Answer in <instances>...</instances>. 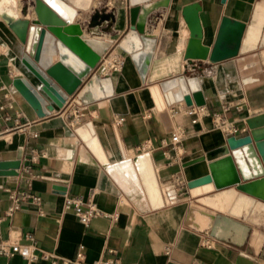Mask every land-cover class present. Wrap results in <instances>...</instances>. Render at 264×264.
Here are the masks:
<instances>
[{"label":"crops","instance_id":"obj_1","mask_svg":"<svg viewBox=\"0 0 264 264\" xmlns=\"http://www.w3.org/2000/svg\"><path fill=\"white\" fill-rule=\"evenodd\" d=\"M107 1L93 0L90 10H78L75 24L83 28V39L118 44L130 30L128 0H115L114 25L103 24L99 31L93 29L91 22L97 12L111 13L104 11ZM259 1L170 0L167 8L149 17L145 37L157 40L153 59H161L186 51L191 32L183 10L193 4L201 6L202 46L209 49V54L206 60H193L191 64L183 61L186 80L197 82L206 101L207 116L195 125L186 114V103L171 105L160 84H148V76L144 82L130 57L120 51L126 58V65L122 73L110 77L114 96L84 105L85 120L92 124L96 140L88 143L80 133L84 126L73 127L66 117L75 97L60 112L39 119L12 86L14 77L20 73L7 53L15 51L0 48V107H13L0 111V161L20 160L22 163L19 176H0L2 238L24 244L26 235L33 234L36 252L41 256L34 262L20 254L10 258L0 256V264H53V258L57 259V264H74L71 260L79 244L85 245L84 264L108 257L110 248L128 264H192L194 261L200 264H264V244L261 251H257L264 235V201L236 187L217 190L213 183L193 189L188 187L190 181L209 174L210 163L228 154L234 155L243 182L264 176L263 162L252 144L262 172H253L250 178H245L236 151L247 145L229 151V138L212 116L222 113L231 125L247 128L246 135L236 137L241 139L250 134L246 121L264 114V81L247 90V80L258 74L242 78L237 67L240 57L259 53L263 67L260 74L264 79V46L260 44L248 53L234 54L242 26L246 34L254 21L264 23L253 19ZM17 2L19 8L26 6L25 0ZM28 3L30 5L32 0ZM0 21L7 35L17 40ZM109 25L114 27L112 31L106 30ZM102 69L97 68L96 73L104 77L106 71ZM5 113L21 114L27 119V123L24 121L27 125L16 128L6 123ZM121 118L124 122L117 125ZM174 133H181V143L177 146L171 140ZM138 146L148 149L139 152ZM32 151L39 159L32 165V173L37 177L30 181L23 168L31 165ZM192 161L197 162L188 165ZM174 176L187 186L178 200L171 202L167 192L172 188ZM8 190L18 198L25 194L40 196L42 204L29 200L24 202L21 211L9 216L7 210L14 199ZM93 192L98 208L109 215L118 213L117 221L99 217L85 228L73 213L65 211L66 197L88 198ZM235 195L254 199L253 206L233 213V205H227L226 201ZM220 217L248 228L242 242L234 241L231 236L216 235ZM167 248L170 254L166 253ZM43 254L51 256L43 258Z\"/></svg>","mask_w":264,"mask_h":264},{"label":"water","instance_id":"obj_2","mask_svg":"<svg viewBox=\"0 0 264 264\" xmlns=\"http://www.w3.org/2000/svg\"><path fill=\"white\" fill-rule=\"evenodd\" d=\"M169 4L170 0H128L130 30L119 41V50L130 57L144 82L148 76V84L159 83L164 94L181 87L187 106H205L202 91L192 86L194 79L186 80L183 71V61L191 64L193 60H206L209 54V49L202 46L201 6L193 4L183 10L191 32L186 51L153 59L157 40L145 37L149 17ZM90 8L78 7L71 0H32L30 5L23 8L24 19L15 14V6L12 10L0 12V18L22 46L21 53H7L20 73L14 77L12 86L39 119L60 112L73 97L79 103L88 105L114 96L112 78L96 73L112 42L83 39V28L75 24L78 10L88 11ZM253 19L264 22V0L256 4ZM239 42L238 36L237 46ZM237 46L234 54L238 53ZM237 65L242 78L263 73L259 53L240 57ZM186 68L187 65L185 71ZM85 78L87 81L83 85ZM246 122L250 134L241 139L229 138V151L254 144L264 165V136L257 137L255 134L256 129H264V114ZM21 165L20 160L0 161V176H19ZM212 183L217 190L236 187L242 193L264 201V176L243 182L233 154L210 163L209 174L190 181L188 187L193 189ZM263 244L264 235L258 252Z\"/></svg>","mask_w":264,"mask_h":264},{"label":"built area","instance_id":"obj_3","mask_svg":"<svg viewBox=\"0 0 264 264\" xmlns=\"http://www.w3.org/2000/svg\"><path fill=\"white\" fill-rule=\"evenodd\" d=\"M115 0H108L104 6V11L113 12ZM112 42V41H111ZM118 44L112 42L111 49L107 52V54L102 58L98 69L101 67H105L104 77H111L114 74H120L124 70L126 65V58L121 54ZM87 79H83L82 82L85 83ZM69 102V101H68ZM66 103V105L68 104ZM74 105L69 107V110L66 113V117L69 120V123L73 127L79 126H89L91 123L87 122L86 113L84 112V104L79 103L77 98L73 99ZM183 102H185L183 98ZM12 106H1L0 111L4 112L6 110H12ZM226 110V109H225ZM186 114L192 119V124L195 125L198 123L199 119L207 116V111L205 106L198 107L196 105L187 106ZM213 119L216 125L223 129L227 138L237 137L238 135H246L248 133L247 128H238L236 126L231 125L227 122L226 118L222 113L216 112L213 115ZM3 120L6 123H12L16 128H21L26 126L24 121L27 123V119H25L21 114H17L13 116L11 113H5L3 115ZM124 122V119L121 118L118 120L117 125H120ZM24 124V125H23ZM36 138L37 135H34ZM172 143L174 146H177L181 143V133H174L172 135ZM148 147L138 146L136 150L141 152L147 150ZM39 156L37 153L32 151L30 161L31 165L25 166L23 168V173L28 175L30 181L35 179L37 176L32 173V165L37 163ZM172 188L167 192V195L171 202H175L178 200V197L184 187L187 186L179 177L174 176L172 181ZM14 199V203L8 208L7 215L12 216L16 212L21 211L24 206V202L31 200V202L36 203L38 205L42 204V198L40 196L34 194H25L21 198H18L14 195V192L8 190ZM96 193L93 192L88 198L84 197H66L64 208L65 211L73 213L79 222L85 227L89 228L91 223L99 217H106L113 221H117L119 219V214L115 213L113 215L106 214L102 212L96 202H95ZM41 216L44 215L43 212L40 213ZM26 243H16L11 241L10 239H3L1 232V220H0V256L10 258L15 254H20L24 258L28 259L31 262L37 261L41 256H39L36 252L37 245L36 240L33 234H27L25 237ZM211 246V244H209ZM167 254H170V249L167 248ZM109 256L106 258H102L93 264H128L121 261L120 257L116 256V250L110 248L108 250ZM51 254H43V258L50 257ZM53 256V255H52ZM54 257V256H53ZM85 258V245L79 244L76 256L71 260L74 264H84ZM67 263V262H66ZM53 264H57V259L53 258ZM192 264H200L198 261H194Z\"/></svg>","mask_w":264,"mask_h":264},{"label":"bare ground","instance_id":"obj_4","mask_svg":"<svg viewBox=\"0 0 264 264\" xmlns=\"http://www.w3.org/2000/svg\"><path fill=\"white\" fill-rule=\"evenodd\" d=\"M92 1L93 0H71V2L74 3L76 6L84 7L87 9L92 5ZM13 4H17V11L18 12L16 11L15 14L22 15V11H23L24 7L22 5V7L19 8L17 0H0V12H6L9 10H12V7L14 6ZM71 10L74 11V9H72V8H71ZM121 19H122V17L120 14L119 15V22L121 21ZM115 22H116V14L114 12H111L110 14L106 13V12H97L91 23H92V25H94L93 29L95 31H99L98 30L99 27H101L103 24H110L111 23L114 25ZM3 29H4V27H3V25H1V21H0V48L2 50L11 48L15 52L21 53V51H22L21 44H19L14 37H11V36L9 37L7 35V33L5 32V30H3ZM113 29H114V27L112 25H109L106 30L112 31ZM111 40H113V39H111ZM239 40H240V42H239V45L237 46V52L238 53H240V52L248 53V52L258 48L260 44L262 46H264V23L254 21L252 23V25L249 27V29L247 30L246 34H245V31L242 27L240 35H239ZM117 51H120V50L118 49ZM102 70H105V67H103ZM263 81H264V79H263L262 75L258 74V76H255L252 80H247L245 86H246L247 90H249V89L253 88V86L261 84ZM191 84L194 88L197 87V82L195 80H192ZM166 95H167V100L169 101V103L171 105H175L179 102H183L184 96H183V90L181 87H177L174 91L167 92ZM160 101H162V103H163L162 99ZM165 113H167V112L165 111ZM80 133L88 141V143H91L92 141H96V140H94V137H93V126H92V124H90L89 126H84L83 128H81ZM255 134L257 137L264 136V129H261V130L256 129ZM236 157H237V160L239 161L241 170H242L245 178H250L253 175V172H255V173H261L262 172L261 163H260V160L257 156L256 150H255L253 145H247L244 149L236 151ZM201 192H202V190H201ZM244 195H235L226 201L227 205H229V204L233 205V207H234L233 213L238 214V213L242 212L244 209L247 210L253 206V204H254L253 200L254 199L248 198L249 196L246 197ZM248 212L249 211H247V213ZM256 214H258V212ZM259 216H261V215H259ZM256 218L257 217H255V219ZM260 219H259V221H260ZM215 233L219 237L228 238L231 236L234 239V241L242 242L248 233V228L246 226L238 223V222H235V221L227 218V217H220L218 222H217Z\"/></svg>","mask_w":264,"mask_h":264},{"label":"rangeland","instance_id":"obj_5","mask_svg":"<svg viewBox=\"0 0 264 264\" xmlns=\"http://www.w3.org/2000/svg\"><path fill=\"white\" fill-rule=\"evenodd\" d=\"M27 2H28V0H25V4L27 5ZM28 5H29V3H28ZM25 5H23V7H24ZM15 7H17V4H15Z\"/></svg>","mask_w":264,"mask_h":264}]
</instances>
